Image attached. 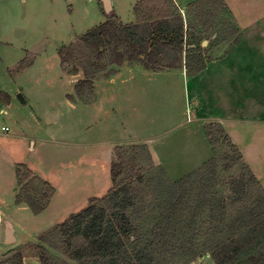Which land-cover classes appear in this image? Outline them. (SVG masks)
I'll return each instance as SVG.
<instances>
[{"label": "rangeland", "instance_id": "obj_1", "mask_svg": "<svg viewBox=\"0 0 264 264\" xmlns=\"http://www.w3.org/2000/svg\"><path fill=\"white\" fill-rule=\"evenodd\" d=\"M137 2L115 0V13L125 24L135 20ZM219 10L216 24L221 32L232 25L239 35L225 43H214L215 36L212 41H203L207 43H202V51L209 60L222 59L219 64H210L201 80L188 74L185 66V79L179 72H166L160 77L140 78L134 88L118 80L111 84L112 90L109 79L99 80L98 98L84 104L67 97L75 95V84L83 76L63 72L58 50L107 20L102 1L0 0V90L6 89L16 98L11 108L0 102V209L10 219L16 239L5 242L6 221H0V259L20 251L24 264H42L37 247L42 236L85 208L92 197L106 196L113 186V150L129 147L125 143L135 137L159 140L156 144L161 146L169 172L152 156L151 165L146 164L149 174L155 178L157 168L162 167L175 182L212 158L211 144L203 136L204 123L226 117L234 124L224 121L223 127L264 190V0H223ZM23 60L31 64L19 72ZM17 77L23 82L27 105L16 93ZM20 164L55 188L50 206L39 215L27 204L15 202L16 167ZM232 173L238 176L240 168ZM151 179L142 194L148 203H156L167 196L166 190L157 187V178L156 182ZM219 191L225 194L227 189L222 186ZM187 212L191 218V208ZM206 217V213L200 215L199 226ZM250 244L251 250L240 258L253 264L249 261L252 254L261 257L264 264L260 254L264 253V232ZM184 263L176 258L170 264ZM188 264H216V260L209 252Z\"/></svg>", "mask_w": 264, "mask_h": 264}, {"label": "trees", "instance_id": "obj_2", "mask_svg": "<svg viewBox=\"0 0 264 264\" xmlns=\"http://www.w3.org/2000/svg\"><path fill=\"white\" fill-rule=\"evenodd\" d=\"M222 6L223 0H197L184 15L174 0H140L134 6L133 23L125 24L114 12L106 14V21L74 44L59 47L63 72L83 76L75 84V95L67 97L72 102L92 103L96 81L112 78L123 65L149 71L185 66L190 75L201 73L209 60L202 51L203 41L215 36L214 43H225L239 35L232 25L221 32L216 15ZM30 64L21 61L17 71L23 72ZM10 100L9 93L0 91V102L9 104ZM205 134L212 158L175 182L162 167L157 168L155 178L149 174L146 164L153 160L147 144L115 147L112 188L103 198L92 197L85 208L42 236L37 245L41 263L170 264L182 258L188 264L212 252L216 264H247L240 256L264 232V190L222 124L207 123ZM221 147L224 151L218 153ZM236 168L240 174L231 175ZM16 177V204H27L35 215L43 213L55 188L25 164L17 165ZM150 178L154 182L157 178V187L166 190L167 196L156 203H148L142 194ZM222 186L225 194L219 191ZM187 208L192 210L191 218ZM205 213L206 220L199 226L197 219ZM249 261L261 264L262 258L251 254ZM0 264H24L23 254L14 252L0 259Z\"/></svg>", "mask_w": 264, "mask_h": 264}, {"label": "crops", "instance_id": "obj_3", "mask_svg": "<svg viewBox=\"0 0 264 264\" xmlns=\"http://www.w3.org/2000/svg\"><path fill=\"white\" fill-rule=\"evenodd\" d=\"M100 1H102V0H100ZM138 1H140V0H138ZM174 1L180 7L181 12L185 15V11H186L188 5L191 4V3H193V2H195V1H197V0H174ZM111 7H112L111 12H114L115 13V10H116L115 9L116 8L115 0H111ZM106 14H108V13L106 12ZM135 21H136V18H135V20L133 22H135ZM133 22H129V23H133ZM219 59H222V58L221 57H218V58L213 59V60H208L209 63L206 65L205 69L201 73L196 74L198 80H201V78H203L202 76H203V74H205V72H207L209 70L210 64H216V63L219 64V62H220ZM218 68L222 70L221 65ZM216 70H217V68H216ZM166 72L167 73H170V74H175V73L179 72V74H181L184 79L187 76V73H186V69L185 68L166 69V70H162V71H149V70H146V69H144V68H142L140 66H133L132 67V66H129V65H123V66H120V67L117 68V73L112 78H110L109 81H107V82L109 83V85H108L109 86V89L113 87V86H111V84L112 85L116 84V82L118 80H121L123 84L127 83V84H129L131 86V88H134V82L136 80H139L140 78H142V79L143 78H147V76H149L150 78H155V76H159L160 77L162 74H164ZM219 72H220V70H219ZM19 75H21V74H19ZM208 78L210 79L211 77L209 76ZM15 80H16V82H15L16 88L15 89L17 90L16 93H19L18 94V98H19V100L21 101L22 104L27 105L28 104V98L23 93V88H24L23 87V82L20 79V77L15 78ZM123 84H122V88H123ZM112 90H113V88H112ZM5 91H6V89H5ZM13 91H14V89H13ZM95 94H97V91H96V83H95ZM10 95H11V103L7 105L8 108H11L15 104V101L14 100L16 99L15 96L12 95V93H10ZM96 96L98 98L99 92H98V94ZM1 111H3V109ZM229 117H231V116H229ZM212 119L214 120L213 122H219L220 124L229 123V124H232V126L234 124V122L232 120H230V119H228L226 117H225V120L223 118H221L220 116L219 117H214ZM204 121H206V120H204ZM224 121H225V123H224ZM166 122H169V121H166ZM206 123H208V122H205L204 123V126H205ZM37 126H39V124ZM2 128H5V126H3ZM6 128H8V127H6ZM204 129H203V131H204V135L203 136L205 138L206 137V134H205V130ZM140 138L141 137H135L132 141H130L129 143H125V144L131 145V144H138V143L145 142V144H147L149 146L153 158L156 161H158V163H160L164 167L168 168L169 166L165 164V158L162 156V153H161V146L156 144L157 142H159V140L157 142H155L152 139L151 140L150 139L140 140ZM147 138H149V137H147ZM45 139H41V140L43 141ZM49 139H50V137H49ZM125 144H122V145H125ZM117 145H121V144H117ZM77 147L80 149L82 147V145H79ZM168 172H169V168H168ZM3 215L5 216L4 217L5 219L2 218ZM4 220L6 221V228L8 226L12 227V223H11L10 219L7 217V215H5V212L2 209H0V221L2 222ZM1 222H0V225H1ZM12 229H13V227H12Z\"/></svg>", "mask_w": 264, "mask_h": 264}, {"label": "water", "instance_id": "obj_4", "mask_svg": "<svg viewBox=\"0 0 264 264\" xmlns=\"http://www.w3.org/2000/svg\"><path fill=\"white\" fill-rule=\"evenodd\" d=\"M103 4H104V9L107 13H111L112 7H111V0H102ZM207 42L205 41L203 44H206ZM15 236H14V231L12 229V227H7V232H6V239L5 242L6 243H13L15 242Z\"/></svg>", "mask_w": 264, "mask_h": 264}, {"label": "built area", "instance_id": "obj_5", "mask_svg": "<svg viewBox=\"0 0 264 264\" xmlns=\"http://www.w3.org/2000/svg\"><path fill=\"white\" fill-rule=\"evenodd\" d=\"M6 130H8V128H5Z\"/></svg>", "mask_w": 264, "mask_h": 264}]
</instances>
